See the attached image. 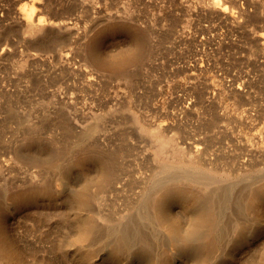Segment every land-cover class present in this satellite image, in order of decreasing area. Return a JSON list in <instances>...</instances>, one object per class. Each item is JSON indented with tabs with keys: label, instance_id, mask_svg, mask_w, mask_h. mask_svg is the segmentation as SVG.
Here are the masks:
<instances>
[{
	"label": "rangeland",
	"instance_id": "374dc122",
	"mask_svg": "<svg viewBox=\"0 0 264 264\" xmlns=\"http://www.w3.org/2000/svg\"><path fill=\"white\" fill-rule=\"evenodd\" d=\"M212 1L0 0V264H264V0Z\"/></svg>",
	"mask_w": 264,
	"mask_h": 264
},
{
	"label": "bare ground",
	"instance_id": "6f19581e",
	"mask_svg": "<svg viewBox=\"0 0 264 264\" xmlns=\"http://www.w3.org/2000/svg\"><path fill=\"white\" fill-rule=\"evenodd\" d=\"M212 2H213L212 3L213 7L216 10H220V11H223L224 13H226L227 4H223L221 2V0H213ZM21 12L23 14V18H24V22H25V24H24L25 25V31L30 33V34H39L44 28L43 23H45V21H46L45 16L41 14V9L37 8L32 3L31 4L24 3L21 6ZM126 27H124V24L122 25L121 23L118 24V23L114 22V23H110V24L106 25L105 28H102V29L97 31V33L93 37V43H91L95 46V48H94V46H90L91 47L90 50L93 51V53H92L93 57L92 58H93V61L98 66L107 67L110 70H112L114 73H116V71H122L124 66L125 65L127 66V64L129 62L136 61L137 59H139V57L141 56V54L143 53V50H144L143 46H141L142 44L140 45V43H139L142 38L139 40V42L137 40H135L139 43V45H138V43L133 44V46H129L128 48H126L125 51H121L120 53H117L116 55H106L105 53L100 52L99 50L96 49V45L98 46L101 43V40H103L109 34L117 32V31H122V30L128 31V28H126ZM136 38H137V36H136ZM124 70H125V68H124ZM160 143H162V142H160ZM162 147L163 146H161V145L158 146V148H157L158 151H162ZM82 156H83V153H82ZM190 162L195 163L197 166L203 165L202 162L198 158H195V159L192 158L190 160ZM263 188L264 187H262V189ZM185 191H187V190L183 186H171V187L169 186L168 188L163 190V192L159 193V195L161 197H166V198L176 196L178 198L177 202L180 201L178 203H183L184 202L183 193ZM80 201H83V199H81ZM208 217H209V211L203 210V211L198 212V221L205 222L208 220ZM169 221H170L169 222L170 223V229L172 230L171 232L177 233L179 231L178 228L180 226L179 217L175 213H172V211H171V218ZM3 231H4V229H3ZM2 237H3V234H2ZM2 237L0 238V245L6 246L7 242H4V239H2ZM204 243H205V245H204ZM204 243L202 244V245H204V248H203L204 250L202 251V255L207 256L208 253L210 252V249H211L210 243L208 241H205ZM13 247H14L13 244L8 241V251L10 250V251H13V253H14V257L11 256L13 259L10 258L11 260L9 261V263L10 264H21L20 263V257H19V255H20L19 251L17 252L15 247H14V249H13ZM237 255H238L237 252L232 253L230 255V257L225 259L221 264H234L235 260L237 258ZM169 258L170 259H167V260H169L171 262V264H182L183 263L182 260L176 259V255H172Z\"/></svg>",
	"mask_w": 264,
	"mask_h": 264
}]
</instances>
